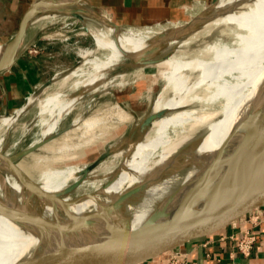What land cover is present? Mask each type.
<instances>
[{"label":"bare ground","instance_id":"1","mask_svg":"<svg viewBox=\"0 0 264 264\" xmlns=\"http://www.w3.org/2000/svg\"><path fill=\"white\" fill-rule=\"evenodd\" d=\"M223 1L216 0L196 17L213 18V25L234 23L244 31L237 34L232 44L211 42L191 57H184V51L179 50L159 64V75L165 83L154 110L164 111V116L155 120L146 134L143 117L129 135L122 137L123 143L129 137L134 139L131 149L137 144L134 162L119 161L113 169L109 164L99 172L106 159L113 156L108 154L92 168L47 169L37 180L23 169L0 166V264H18L34 255H43L47 242L38 231L43 225L59 217L68 218L71 212L81 214L109 205L118 195L148 176L153 166L160 164L150 182L152 186L125 203L130 223L140 225L157 205V200L152 202L149 198L155 196L158 186H167L173 180V173L180 169L196 165L207 168L216 151L232 136L242 134L240 127L264 98V0H231L228 9L208 16L216 13V7ZM91 15L95 25L90 28V34L96 47L81 48L79 53L93 61L78 74L76 81H89L97 87L73 91L70 89L75 82H71L64 93L59 88L46 99L37 94L30 96L28 104L39 102L41 125L39 136L32 144L53 137L70 111L85 98L108 91L123 73L143 72L154 66L152 62L159 51L174 45L186 28L183 24L161 30H138L126 28L96 10H91ZM70 18L87 20L82 9L73 6L72 12L38 17L26 27L65 22ZM191 40L184 41L183 45ZM5 46L6 43L0 45V57ZM118 69L121 71L117 72ZM146 79L149 80L150 75ZM20 113L0 115V130L11 127ZM80 117L74 125H83L87 130L101 121L90 118L80 124ZM120 117L126 119L128 115L121 111ZM254 136L257 135L248 132L246 137L251 140ZM120 145V142L116 143L115 148ZM6 146L7 140L3 137L0 139V161L8 155ZM79 189L82 192L76 194ZM143 234L146 233L140 232L136 236ZM155 234L160 236L158 232Z\"/></svg>","mask_w":264,"mask_h":264},{"label":"water","instance_id":"2","mask_svg":"<svg viewBox=\"0 0 264 264\" xmlns=\"http://www.w3.org/2000/svg\"><path fill=\"white\" fill-rule=\"evenodd\" d=\"M73 6H79L84 12L87 20L81 21L90 33L88 21L92 18L91 10L96 9L87 0H39L25 11L18 29L6 43L0 57V72L11 66L24 50L26 26L32 19L72 12ZM214 21L210 17H196L186 25L175 44L162 48L152 63L159 66L179 50L187 49L196 32L213 25ZM190 39L191 42L183 45ZM56 76L38 89L49 86ZM161 90L151 99L144 116V134L155 120L164 116V111L154 110ZM134 115L138 118L136 112ZM240 128L243 135L232 136L216 151L207 168L196 165L180 169L173 173V180L167 186H158L155 196L149 198L152 202L157 200V205L140 225L130 223L125 203L152 186L150 182L160 164L153 166L148 176L118 195L109 205L81 214L71 212L68 218L59 217L43 225L38 231L47 242L44 254L34 255L18 264H188L196 252L229 237L236 227L244 225L239 233L251 228L264 218V98ZM66 130L68 128L53 137ZM248 132L257 136L248 140ZM53 137L6 155L0 166L21 170L17 162ZM110 151L88 168L96 166ZM140 232L146 234L136 236ZM157 232L160 236L155 234Z\"/></svg>","mask_w":264,"mask_h":264},{"label":"rangeland","instance_id":"3","mask_svg":"<svg viewBox=\"0 0 264 264\" xmlns=\"http://www.w3.org/2000/svg\"><path fill=\"white\" fill-rule=\"evenodd\" d=\"M215 1L216 0L201 2L190 6L187 5L185 8L186 10L180 13V15H175L174 13L173 15L163 16L160 21L156 22L134 17V0H112V7L106 6L107 3H102V1L101 4H99L100 1L96 0L98 4L95 5V8L100 14L107 16L118 24L124 25L126 28L161 30L166 27H172V25H188L204 10V8L212 5ZM34 20L36 19H33V23L35 22ZM63 23L64 22L51 24L61 26ZM64 24L68 25L67 28L72 36L71 42H73V45H71V54H69L67 60L70 61V59L73 58L74 65L68 69L55 73L57 75L56 80L49 86L36 89V92H33L34 95H40L43 99H46L52 92L54 94L59 88H62L63 93L68 91V85H70L71 82H75V86L70 89L73 91L80 90V92H82L81 90L85 88L97 87L96 85H91L89 81H83V83L76 81V79H78V74L93 61V58H84L80 54L83 49L96 47L93 36L87 31L84 23L78 18H70L68 21H65ZM88 25L90 28L94 27L95 23L93 18H90ZM57 30L60 31L61 29L57 28ZM243 31L244 30L238 27V25L225 22L202 27V29L196 32L192 44L184 50L183 55L184 57H191L198 53L203 46L211 42H227L232 44V42L236 40L237 34ZM198 42L199 44H197ZM81 48L82 50H80ZM82 61L84 63L80 64ZM119 71L121 70L118 69L117 72ZM159 71L160 66L157 65L147 68L143 70V72L140 70L128 71L119 76L116 80L118 84L115 83L108 91L104 93L100 92L92 97L89 96L87 99L85 98L62 119L56 133L67 128L68 130L53 137L50 142L34 153L22 158L17 162L18 167L28 174L30 173L31 175L29 174V176L33 180H37L40 178L42 172L47 169H62L67 167H84L87 169L89 166L96 163L110 149L111 151L108 154H113V156L111 155L106 159L104 167H102L99 172H102L105 166L109 164H112L110 168L113 169V165L118 164L119 161H124V163L126 162L127 164L134 162L136 159L135 150L137 144L135 148L133 147L131 149V146L134 145V139L130 140L129 137L127 141L123 143L124 139H122V137L131 133L138 120L145 116L155 93L163 88L165 80L159 75ZM149 75L150 79L148 80L146 78ZM148 84L149 87L147 88ZM199 88L200 87H198V89ZM27 99L24 106H21L22 108L12 111L14 114L20 113V111L22 112L14 124H12L11 127H3L2 130H0V139L5 137L7 140V154H12L30 146L38 138L41 131L39 102L36 100L34 103L27 105ZM25 109L27 111H25ZM121 111L127 114L128 118L122 119L120 117ZM134 112L138 114L137 119ZM78 117L81 118L80 124L83 123L84 120L90 118H99L101 121L99 125L87 130L83 125H74ZM118 142H120L121 145L115 148ZM113 149L115 150L114 152ZM72 183L73 181L70 182V184ZM81 192L82 189H79L75 193Z\"/></svg>","mask_w":264,"mask_h":264},{"label":"crops","instance_id":"4","mask_svg":"<svg viewBox=\"0 0 264 264\" xmlns=\"http://www.w3.org/2000/svg\"><path fill=\"white\" fill-rule=\"evenodd\" d=\"M37 1L0 0V45L11 39L25 11ZM87 1L96 9V0ZM99 1V4L102 1L107 3L106 6H113L112 0ZM208 1L212 0H134V17L156 22L163 16L174 13L180 15L187 5ZM231 4V0H224L216 7L217 12L209 13L208 16L218 15ZM64 23L61 26L41 23L27 30L22 44L24 50L11 66L0 72V115L16 111L24 105L30 94L48 82L55 73L74 65L73 58L67 60L73 42L68 25ZM241 226L244 227L243 224ZM240 227L233 229L229 237L196 252L188 264H264V218L250 226L257 235V242L249 256L239 253L235 248ZM234 233L237 234L232 237Z\"/></svg>","mask_w":264,"mask_h":264},{"label":"built area","instance_id":"5","mask_svg":"<svg viewBox=\"0 0 264 264\" xmlns=\"http://www.w3.org/2000/svg\"><path fill=\"white\" fill-rule=\"evenodd\" d=\"M256 242L257 235L251 227L244 230L238 237L235 238V248L239 253L249 256L252 253Z\"/></svg>","mask_w":264,"mask_h":264}]
</instances>
